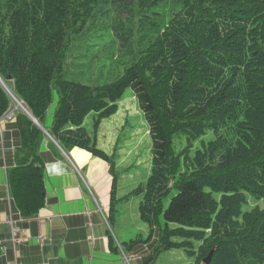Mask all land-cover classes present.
Segmentation results:
<instances>
[{
    "label": "trees",
    "instance_id": "16d2710c",
    "mask_svg": "<svg viewBox=\"0 0 264 264\" xmlns=\"http://www.w3.org/2000/svg\"><path fill=\"white\" fill-rule=\"evenodd\" d=\"M164 1L0 0V119L15 96L46 127L57 90L47 127L54 140L102 157L116 174L115 156L98 146L97 132L131 88L149 125L152 165L146 183L124 198L142 195L150 235L160 228L157 252L182 247L194 264H207L211 251L209 264H264V0H172L169 19L150 13ZM98 23L126 52L137 44V60L109 83L66 78L70 46ZM92 112L90 133L84 122ZM16 118L21 143L8 183L21 213L31 216L45 204L46 135L24 111ZM208 131L214 137L204 141ZM180 135L186 144L176 152ZM117 186L114 176L111 218ZM250 198L262 204L252 207Z\"/></svg>",
    "mask_w": 264,
    "mask_h": 264
},
{
    "label": "crops",
    "instance_id": "0c3cea01",
    "mask_svg": "<svg viewBox=\"0 0 264 264\" xmlns=\"http://www.w3.org/2000/svg\"><path fill=\"white\" fill-rule=\"evenodd\" d=\"M54 111L50 106L46 128L53 122ZM0 120V264H194L193 257L182 247L157 252L159 227L151 239L125 247L133 239H147L150 225H142L135 215L119 214L117 205L114 217H110L116 174L110 162L79 146L65 149L54 139L43 140L40 152L45 164V204L36 214L24 216L8 183V171L16 165L20 131L15 118ZM108 122V118L102 120L97 144L107 153L112 147L115 153L118 148L115 150L112 142L111 147L104 145L108 134L104 126ZM129 189L121 194L128 203L130 200L124 197L135 187ZM134 196H141L142 201V195ZM131 207L135 203L127 208ZM139 218L142 220L140 211ZM14 227L19 230L18 241L13 240Z\"/></svg>",
    "mask_w": 264,
    "mask_h": 264
},
{
    "label": "rangeland",
    "instance_id": "374dc122",
    "mask_svg": "<svg viewBox=\"0 0 264 264\" xmlns=\"http://www.w3.org/2000/svg\"><path fill=\"white\" fill-rule=\"evenodd\" d=\"M176 9L177 5L172 0H165L150 9V13L157 12L162 14L166 19H169ZM103 32H106L104 26L102 23H98L95 28L88 34L86 33L84 37L81 35L74 40L77 41V43L73 45V48L70 46L66 56L68 64V66L66 65V78L91 85L109 83L121 76L125 69L137 60V44L134 45L129 52H126L122 48L120 41H116L109 34H103ZM110 62H113V64H110ZM105 63L107 64L104 65ZM134 94V91L128 88L124 97L119 101L120 110L108 118L109 122L104 126L106 131H108L107 137L104 139V145L111 147L110 144L112 142L115 150L118 148L115 153L112 147L111 149L109 148V150L107 149V151L110 155L114 154V159L117 161L116 176L118 178V191L116 196L118 195L117 207L119 214L122 212V215H135L137 221L147 227V223L139 218L140 208L138 210V205L141 196H129V203L121 198V194L124 193L126 188L127 191L124 194L131 190L129 188H136L139 185H144L151 173L152 140L150 129ZM53 97L54 101L51 107L55 108L59 98L57 90H53ZM18 111H24L29 117L33 115L22 100H16L15 96H13L12 108L10 112L2 118H4V120L15 118L17 121L16 113ZM94 118L95 112H92L87 116L84 122L89 132L92 131ZM41 128L45 132V139H54L45 126ZM213 137V131H208L202 139L208 141ZM185 144L186 138L184 135L177 136L174 140L175 151H181L185 147ZM200 146L201 140L196 141L192 151H195V149ZM123 185L126 187H123ZM173 193H175V191L164 199V208L169 205ZM250 200L252 207L258 202L262 204V202L253 198H250ZM133 203H135V207L128 209V205H133ZM161 224L164 225L163 220ZM130 227L131 229L133 228L132 222ZM12 232L13 240L20 237L18 234L19 230L15 227ZM149 237L152 238L153 236L150 235L148 238ZM139 244H141V242L135 246ZM156 256L157 252L155 251L154 257ZM16 263L18 262L14 264Z\"/></svg>",
    "mask_w": 264,
    "mask_h": 264
},
{
    "label": "water",
    "instance_id": "95a60500",
    "mask_svg": "<svg viewBox=\"0 0 264 264\" xmlns=\"http://www.w3.org/2000/svg\"><path fill=\"white\" fill-rule=\"evenodd\" d=\"M31 117H32V119H33L36 123H38L41 127H43V126L39 123V121H38L33 115H31ZM212 255H213V252L211 251V253L209 254V256L205 259V262H206L207 264L210 263V260H211V258H212Z\"/></svg>",
    "mask_w": 264,
    "mask_h": 264
},
{
    "label": "built area",
    "instance_id": "2783aa9c",
    "mask_svg": "<svg viewBox=\"0 0 264 264\" xmlns=\"http://www.w3.org/2000/svg\"><path fill=\"white\" fill-rule=\"evenodd\" d=\"M15 240L18 241L19 238H16ZM129 260H131L130 257H128V261H129ZM16 264H20V263L18 262V263H16Z\"/></svg>",
    "mask_w": 264,
    "mask_h": 264
}]
</instances>
